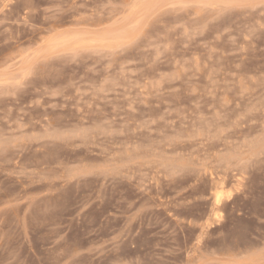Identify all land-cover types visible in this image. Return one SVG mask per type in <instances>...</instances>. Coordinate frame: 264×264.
Masks as SVG:
<instances>
[{
    "label": "rangeland",
    "instance_id": "obj_1",
    "mask_svg": "<svg viewBox=\"0 0 264 264\" xmlns=\"http://www.w3.org/2000/svg\"><path fill=\"white\" fill-rule=\"evenodd\" d=\"M0 0V264H264V0Z\"/></svg>",
    "mask_w": 264,
    "mask_h": 264
},
{
    "label": "snow or ice",
    "instance_id": "obj_2",
    "mask_svg": "<svg viewBox=\"0 0 264 264\" xmlns=\"http://www.w3.org/2000/svg\"><path fill=\"white\" fill-rule=\"evenodd\" d=\"M216 3L225 8H234L247 4L248 0H177V3L172 6L184 8L212 7L216 6Z\"/></svg>",
    "mask_w": 264,
    "mask_h": 264
}]
</instances>
